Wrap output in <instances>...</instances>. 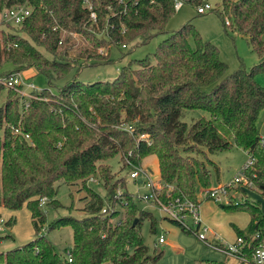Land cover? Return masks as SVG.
<instances>
[{"label": "trees", "instance_id": "1", "mask_svg": "<svg viewBox=\"0 0 264 264\" xmlns=\"http://www.w3.org/2000/svg\"><path fill=\"white\" fill-rule=\"evenodd\" d=\"M183 3L197 7L201 0ZM15 5H25L30 14L19 25H7L24 29L29 39L0 27V75L5 64H11L10 73L34 67L48 84L69 70L63 57L77 36L92 47L105 39L108 45L134 47L164 33L175 11L173 0H0V14ZM216 13L226 33L248 37L259 59L249 70L240 67L224 76L227 65L217 46L187 22L160 42L154 62L145 57L137 61V68L128 63L111 81L85 83L74 78L57 94L35 91L38 98L30 97L27 107L19 104L16 89L0 83V95L5 89L0 102V207L18 210L26 204L35 230L30 241L0 252V264H157L160 254L148 253L141 235L144 218L153 228L152 214L138 206L126 187L115 191L126 179L115 177L103 163L118 154L121 168L128 171L155 155L165 185L162 198L171 186L170 195L195 200L198 189L210 186L208 164L214 163L207 153L237 146L254 158L247 174L264 197V144L256 125L264 108V87L255 79L264 72V0H221ZM36 43L55 57L44 56ZM88 51V56L92 51L86 48L79 57ZM183 109L203 110L207 116L188 125L179 119ZM90 177L103 185L104 196L86 184ZM57 181L69 185L80 181L86 193L81 198L84 217L59 216L49 226L71 227V262L40 233L46 215L39 200L45 197L54 208L60 206L55 198ZM224 204L249 215L246 229L235 231L245 238L243 253L250 258L255 245L264 241V213L247 197L234 200L228 193Z\"/></svg>", "mask_w": 264, "mask_h": 264}, {"label": "rangeland", "instance_id": "2", "mask_svg": "<svg viewBox=\"0 0 264 264\" xmlns=\"http://www.w3.org/2000/svg\"><path fill=\"white\" fill-rule=\"evenodd\" d=\"M208 2L211 4L213 10L203 14H198L195 6L183 3L181 7L175 10L168 18L164 33H156L148 42L137 44L134 47H132V44H126L125 46L124 44H109V46L107 43L108 40L106 39L101 45L92 47L84 37L80 38V36H77L70 41L74 44L72 48L68 50L67 55L63 57L64 61L70 63L69 70L60 78L52 81L51 84H48L46 77L38 73L34 67H26L21 71L10 73L8 71L12 68L11 64H5L4 67H2L4 69V74L0 75V77H5L9 73H20L21 77L26 78L25 82L34 85L36 88L35 91L49 89L52 94H57L63 85L74 78L85 83L111 81L117 76L119 69L128 63H131L134 68H137L139 67L137 61L145 57H149L150 61L154 62L153 53L160 42L163 41L170 32L177 30L187 22L193 24L202 39L210 41L217 46L219 58L227 65L224 76L229 75L240 67L249 70L259 59L257 53L251 48L248 37L232 32L226 33L216 13L220 8L221 0H208ZM2 21L3 18L0 16L1 29L7 32H15L29 39L24 29L20 27H10L7 25L6 21ZM101 36H103V33L100 34V37ZM34 45L44 56L50 59L55 57L47 52L43 45L37 43ZM86 48L90 49L92 52L86 56L89 53L88 51L83 57H79V52H82ZM58 52L59 51H57V53ZM255 79L264 87V72L257 73ZM209 88L210 86L207 87V90ZM5 89L1 92L0 102L3 101L5 97ZM22 90L25 93H29L30 96L23 98L19 95L17 90H13L16 91L19 96V104L27 103L30 97L38 98L35 91L25 86H23ZM47 98L42 97V99ZM201 116H207V113L199 109H183L179 119L190 125ZM256 125L260 137L264 140V108L260 110L258 114ZM207 157L214 163L208 164L211 170V177L210 186L205 188L207 190L227 184L235 176L241 177V169L249 160L247 153L237 146H232L226 150L209 152L207 153ZM103 163H107L110 166L111 173L114 174L115 177L124 176L126 179V182L123 180L115 191L120 192L121 189L123 190L122 187H126L125 189H127V191L136 196L138 206L152 214L154 219L153 228L150 219L147 217L144 218L141 224V235L148 253L160 254L157 264H207L209 261L227 262V264H242L234 259V257L226 256L225 253L218 248L210 246L206 241H202L193 232L183 231L179 225L172 222L166 214L160 211V207H154V205L140 200L139 195L145 192V188L142 185L143 176L139 175L136 180L131 179L129 177V171L121 168L119 154L105 160ZM151 170L153 172V177L154 175L156 176L157 172L155 165L151 166ZM81 184L82 182L80 181L78 184L74 185L57 181L55 183L57 187L55 198L58 200L60 206L54 208L48 203V200L40 206L41 210L46 215L40 233L51 241L56 252L61 257H65L66 250L72 247V229L69 225H64L49 230V226L52 221L59 216L71 215L76 218L85 216L82 210L84 202L81 198L85 196L86 193L84 190L80 189ZM86 184L101 196L105 195V189L101 183L92 181H88L87 183L86 181ZM260 192L261 191L255 187L247 189L242 185H233L228 190L229 196L234 200H243L247 197L249 200L257 203L264 213V197ZM196 196L197 200H201L198 213L202 221V226L208 230L206 235L208 241L212 239V237H215L217 240L220 238L222 241L234 243L237 237L235 229H246L249 222L248 213L231 207H222L225 205L224 199L221 202H216L212 199L205 198L200 189L197 190ZM106 204L113 207V202L111 200L109 201L107 199ZM115 207L119 209V211H122L119 205ZM9 219L13 221L10 225H7L6 222ZM114 220L116 219L114 218ZM192 229L194 230V227H192ZM160 235L164 238L163 243H158V237ZM34 236L35 230L32 226L31 215L26 204L18 210L0 207V252H5L21 246L33 239ZM215 243L219 245V242Z\"/></svg>", "mask_w": 264, "mask_h": 264}, {"label": "built area", "instance_id": "3", "mask_svg": "<svg viewBox=\"0 0 264 264\" xmlns=\"http://www.w3.org/2000/svg\"><path fill=\"white\" fill-rule=\"evenodd\" d=\"M174 1V9L177 10L183 4V0H173ZM212 10L211 4L208 0H201V3L196 7V12L198 14H203L207 11ZM30 14V9L25 5H15L6 10H4L0 16L3 18V21L10 22L14 25L21 24L25 17ZM90 17L92 20H96V14L94 11L90 12ZM20 73H12L5 77H0V83L6 88L16 89L20 96L23 98L29 97V93H25L22 88L25 86L32 91H35L36 88L32 83H27L26 78L20 76ZM28 102L24 103L26 107ZM123 128L130 130L127 125H123ZM141 137H145V135H141ZM261 142L264 144V140L261 138ZM249 160L244 164L241 169V177L235 176L229 183L219 185L215 188L205 189L202 191V195L205 198L212 199L216 202H221L223 199L224 203H228V190L233 185H242L247 189L250 187H255L252 179L248 176L247 171L253 167L254 158L248 157ZM143 176L142 185L145 188V192L139 195V199L145 202H148L150 205H154V207H160V211L167 215L169 219H173L178 221L184 228L188 230L196 231V236L202 241H206L210 246L216 247L222 252L225 253L226 256L234 257L238 262L242 264H264V241L255 245L253 250L251 251V257L246 258L244 256V249L246 245L245 238L242 236H237L234 243H228L226 241H222L220 238L218 240L215 237H212L208 241L206 237L208 230L204 226H202V221L200 219L198 208L201 200H192L188 199L184 196H172L169 191L172 189L171 186L168 187L167 192L165 193V200L162 198L160 192L162 188L165 186L160 178L153 177L152 172L143 166L137 167L134 170L129 171V177L133 180H136L138 176ZM255 176V174H253ZM89 181L100 183L99 180L95 177H90ZM119 192V191H118ZM46 201L45 197L40 198L39 206H42ZM102 213L106 212V208L103 207L101 210ZM200 231V232H197ZM255 236H259V233H256ZM164 238L162 235L158 237V243H163ZM215 242H219L217 245ZM71 248L66 250L65 258L68 262H71Z\"/></svg>", "mask_w": 264, "mask_h": 264}, {"label": "crops", "instance_id": "4", "mask_svg": "<svg viewBox=\"0 0 264 264\" xmlns=\"http://www.w3.org/2000/svg\"><path fill=\"white\" fill-rule=\"evenodd\" d=\"M153 165H155L156 172H157L156 176L154 175V177L155 178H160L159 177V170H158V161H157V158H156L155 155H151V156L145 157L143 159V161H142V166L148 168L151 172H152L151 166H153ZM152 174H153V172H152Z\"/></svg>", "mask_w": 264, "mask_h": 264}, {"label": "water", "instance_id": "5", "mask_svg": "<svg viewBox=\"0 0 264 264\" xmlns=\"http://www.w3.org/2000/svg\"><path fill=\"white\" fill-rule=\"evenodd\" d=\"M136 223V219L134 220V222H133V225Z\"/></svg>", "mask_w": 264, "mask_h": 264}]
</instances>
